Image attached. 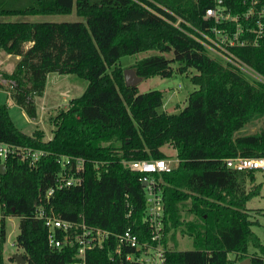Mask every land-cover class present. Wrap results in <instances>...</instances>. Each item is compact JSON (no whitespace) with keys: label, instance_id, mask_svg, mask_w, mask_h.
I'll return each mask as SVG.
<instances>
[{"label":"trees","instance_id":"trees-1","mask_svg":"<svg viewBox=\"0 0 264 264\" xmlns=\"http://www.w3.org/2000/svg\"><path fill=\"white\" fill-rule=\"evenodd\" d=\"M212 6L213 0H0V52L18 57L12 72L1 73L15 82L9 98L16 107L35 120V100L43 96L49 74L87 81L83 93L50 119L48 140L40 129L26 134L16 128L8 106L0 103V144L45 153L33 165L15 155L0 158V264H5L7 217L19 219L14 243L25 264L74 263L75 245H48L44 222L35 217L37 206L59 219L110 232L111 246L128 226L145 236L142 174L127 164L169 159L162 151L168 144L177 165L169 173L153 174L164 203L166 264H233L246 258L250 264H264V246L251 230L254 222L246 208L260 186L247 190V180L255 182L254 172L230 170L223 161L264 157V126L240 134L264 116V85L251 84L211 58L190 35L210 26L202 17ZM73 10L83 21L20 19ZM152 50L157 54L131 67L141 80L170 77L172 64L183 75L195 71L190 81L197 88L183 109L158 111L162 92L139 93L137 86H125L119 59ZM236 52L264 75V49ZM61 156L84 160L82 183L55 189L46 198L64 173ZM178 236L188 237L193 248L176 250ZM86 260L118 264L108 258L106 246L89 251ZM9 262L15 264L12 257Z\"/></svg>","mask_w":264,"mask_h":264},{"label":"built area","instance_id":"built-area-1","mask_svg":"<svg viewBox=\"0 0 264 264\" xmlns=\"http://www.w3.org/2000/svg\"><path fill=\"white\" fill-rule=\"evenodd\" d=\"M203 20L210 23L206 31L195 30L190 34L200 43L207 54L225 66L239 71L251 84L264 85V75L244 61L238 49H264V5L261 0H213V6L205 10ZM213 56V57H212ZM14 80L5 78L0 72V91L9 98ZM67 94H62L64 97ZM44 152L31 148H22L10 144H0V158L19 156L30 164H35ZM64 169L54 188L46 192V198L53 195L55 189L77 186L82 183L84 160L69 156L59 159ZM226 168L238 172H264V157L235 156L223 160ZM128 168L142 174L139 179L146 183L145 216L147 234L140 237L128 226L121 233L113 235L115 245L111 246V233L86 226L83 222H70L57 218L51 211L49 215L43 206H37L35 217L44 222L48 245L60 248L75 245L73 264H87V253L106 246L110 260L118 264H166L164 245V203L162 191L153 178V174L169 173L174 169L168 159L136 160ZM131 212L125 217L129 218ZM61 235V238H59Z\"/></svg>","mask_w":264,"mask_h":264},{"label":"rangeland","instance_id":"rangeland-1","mask_svg":"<svg viewBox=\"0 0 264 264\" xmlns=\"http://www.w3.org/2000/svg\"><path fill=\"white\" fill-rule=\"evenodd\" d=\"M22 20L31 21V22H74V21H83L81 17H78L75 13V10L72 11L69 15H50V16H26L20 17ZM157 54L156 51H145L140 52L130 56L121 57L118 61V65L122 70L131 69L137 61L148 57L150 55ZM1 56V55H0ZM166 58H172V54L165 53ZM213 57V56H212ZM12 64L4 65V68L9 70ZM177 64H172L174 69L172 75L168 78H161L154 76L145 80H141L137 84V89L139 93H144L152 90H157L163 93L164 96V107L167 108L166 112L181 110L187 104V98L191 92L196 90V86L190 81L191 74H194L195 71L191 70L189 75H183L175 71ZM134 71V70H133ZM64 76V75H63ZM61 77L64 81L58 82L52 87H48L49 92L52 91V96L48 95L47 100H52L53 103L57 104L55 108H51L52 104L47 103V110L44 106L41 105L42 101L40 98L36 100L37 104V118L35 120L29 119L25 113L18 107L9 108V116L18 129H24L27 133H31L36 129H40L44 132V139L46 140L51 136L52 124L50 119L53 118L61 109H64L69 100L75 97H79L87 86V81L81 79L75 75H66ZM62 94H67L63 97ZM170 100L168 101V99ZM12 101L6 96L3 91H0V103L8 104ZM45 106V107H47ZM163 107V108H164ZM159 109L158 111H162ZM44 115L42 116L43 112ZM28 118L29 122L25 116ZM264 126V116L261 119L254 120L251 123L247 124L241 131L240 134H252L256 132L259 128ZM162 151L169 157L174 166L177 165V160L175 158L176 152L171 147V145H165L162 147ZM254 183H251L249 180L246 182V189H252V185L260 186L259 194L253 196L247 203L246 208L249 210L250 219L254 222L251 230L254 235L259 239L260 243L264 246V173L256 171L253 173ZM2 214V208L0 206V217ZM19 219L16 217H7L5 219V242L3 244V260L5 264H10L9 257H12L14 254H22L21 249L17 248L15 245L16 236L19 233L18 230ZM175 249L178 251H187L193 248L191 240L186 236H178L175 242ZM252 250V249H249ZM229 258H233V255H229ZM243 261V260H242ZM240 261L237 260L233 264H239Z\"/></svg>","mask_w":264,"mask_h":264},{"label":"crops","instance_id":"crops-1","mask_svg":"<svg viewBox=\"0 0 264 264\" xmlns=\"http://www.w3.org/2000/svg\"><path fill=\"white\" fill-rule=\"evenodd\" d=\"M0 55H1L0 56V72H4V73H10V72H12L13 69H14V67H15L16 62L18 61V57H14V56H11V55H6V54H4L2 52H0ZM10 63L12 64L11 68L9 70L5 69L4 68V65L6 66V65H8ZM62 76L61 75H57V74H49L47 76V82H46L45 90H44L43 96L40 98L41 101H42L41 105L44 106L45 110H47V108H49L47 106V103L52 104L51 108H55V106L57 105V104L53 103V101L51 99L50 100H47L46 97L48 95L52 96V91L49 92L48 87H52V86L56 85L58 82L64 81V79L61 78ZM65 76L66 75H64L63 77H65ZM36 100H35V103L37 104ZM169 100H170V98L168 99V101ZM6 105L9 108L16 107L14 105V103L12 101H10V100H9L8 104L6 103ZM45 106H47V107H45ZM163 107H164V104L162 106V109H163V111H166L167 108H165V107L163 108ZM44 113H45V111L43 112L42 116L44 115ZM23 115H24V113H23ZM25 118H26L28 124L29 123H32V122H29V120H28V118L26 116H25ZM21 131L24 132V133H26V134H31L33 132L32 131L31 133H27L26 131H24L23 128L21 129ZM50 138H51V136L49 138H47L46 140H48Z\"/></svg>","mask_w":264,"mask_h":264},{"label":"water","instance_id":"water-1","mask_svg":"<svg viewBox=\"0 0 264 264\" xmlns=\"http://www.w3.org/2000/svg\"><path fill=\"white\" fill-rule=\"evenodd\" d=\"M123 77H124V83L125 86L130 87V86H137V84L141 81L139 77L135 75V72L131 69H126L123 71ZM4 169V165L2 164L0 166V171L2 172ZM142 186L145 187L146 183H142ZM12 258L15 261V264H25V261L22 257V254H14ZM239 264H250V259L246 258L243 261H241Z\"/></svg>","mask_w":264,"mask_h":264}]
</instances>
